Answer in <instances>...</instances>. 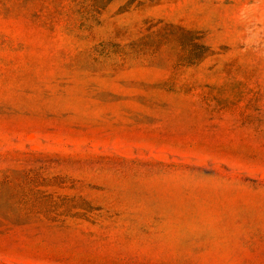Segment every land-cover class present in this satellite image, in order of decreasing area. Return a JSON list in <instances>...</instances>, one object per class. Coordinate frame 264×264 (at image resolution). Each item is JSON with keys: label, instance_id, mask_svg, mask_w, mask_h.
I'll return each instance as SVG.
<instances>
[{"label": "rangeland", "instance_id": "obj_1", "mask_svg": "<svg viewBox=\"0 0 264 264\" xmlns=\"http://www.w3.org/2000/svg\"><path fill=\"white\" fill-rule=\"evenodd\" d=\"M0 264H264V0H0Z\"/></svg>", "mask_w": 264, "mask_h": 264}]
</instances>
